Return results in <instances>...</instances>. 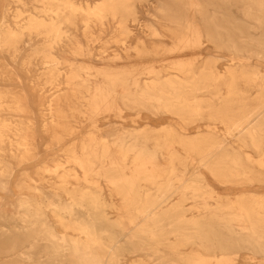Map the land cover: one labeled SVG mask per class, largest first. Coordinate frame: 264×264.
<instances>
[{"label":"bare ground","instance_id":"bare-ground-1","mask_svg":"<svg viewBox=\"0 0 264 264\" xmlns=\"http://www.w3.org/2000/svg\"><path fill=\"white\" fill-rule=\"evenodd\" d=\"M0 80V264H264V0H0Z\"/></svg>","mask_w":264,"mask_h":264},{"label":"rangeland","instance_id":"rangeland-1","mask_svg":"<svg viewBox=\"0 0 264 264\" xmlns=\"http://www.w3.org/2000/svg\"><path fill=\"white\" fill-rule=\"evenodd\" d=\"M6 62H8V63H10V61L8 60V59H6L5 60ZM14 70H16V72L22 77V80H23V82H22V84L20 85V87L21 88H24V89H26L27 90V82L30 80V78H32V76H33V73H28V75H26V74H24V72H20L19 71V69H18V67H14ZM3 82L0 80V89L1 88H3V84H2ZM5 84V83H4ZM8 86V88H16V89H21V88H18L17 87V85H16V83H12V84H7ZM35 97H36V94H34V92H28L27 93V98H29V101L30 102H32V101H35ZM41 98V97H40ZM39 98V99H40ZM33 107L35 108L36 107V104L35 105H33ZM36 113V112H35ZM125 118H124V121H122L121 122V124H122V126L123 127H125V128H127V129H129V128H134V127H138V126H140V125H142L143 124V120L142 119H140V120H138V119H135L133 116H132V114H125V116H124ZM34 123L36 124V126H35V129H36V135H37V137H38V139H39V141H38V149H37V152H38V155H37V157H36V160H35V162H34V164H40V163H42V162H46V161H50L52 158H55V155H59L60 154V149H62V147H64L68 142L67 141H65L61 146H59V147H57L56 149H49V150H47V149H45V144L47 143V140H46V136H43L41 133H40V120H38V118H37V114H34ZM114 123H116V122H114ZM120 124V123H119ZM116 126H118V125H116ZM119 127V126H118ZM104 129V127L102 128V130ZM87 130H88V124L87 123H83L82 125H80L79 127H78V129H77V131H76V134L74 135V138L75 139H81L83 136H84V134L87 132ZM48 161V162H49ZM26 171V173H28L29 175H32L33 176V172H34V170H33V166H31V165H29V166H27V165H22L21 167H19L18 169H16L14 172H13V174H12V176H11V180H10V185L12 186V193L14 194V196H15V194H17L18 193V191H16L13 187H14V185H15V183H17L18 181H19V179H20V177H21V175L24 173ZM34 177V176H33ZM35 185V184H34ZM38 185V184H37ZM253 191H255V192H258V193H262L261 192V190L260 189H256V188H253L252 189ZM251 190V191H252ZM31 191V190H30ZM46 191V190H45ZM48 191V190H47ZM233 191V190H232ZM237 191V189L236 190H234L233 192H236ZM24 192H26V193H30L29 191H24ZM221 193H223L222 191H220ZM3 196V200L5 201V202H7V201H11V200H9V199H13V198H8V196L7 195H2ZM114 201H116L117 202V200H114ZM2 251H3V249H0V254L2 255L3 253H2ZM5 251V250H4ZM15 251H22V250H13V252L15 253ZM25 251V250H24ZM37 251H39V250H37ZM139 257H142V256H138L136 259H138ZM244 257H246V256H244V255H241V257H240V259L241 258H244ZM135 258H133L131 255H125L124 256V258H123V260H122V264H131L132 263V261H134V260H136ZM1 260L3 261V260H5L4 258H1ZM142 261H145L144 263H139V264H158L157 262H150V261H147V259L145 260V259H142Z\"/></svg>","mask_w":264,"mask_h":264}]
</instances>
